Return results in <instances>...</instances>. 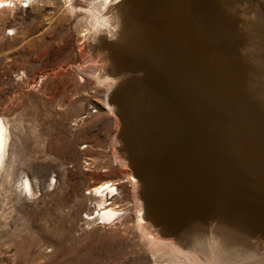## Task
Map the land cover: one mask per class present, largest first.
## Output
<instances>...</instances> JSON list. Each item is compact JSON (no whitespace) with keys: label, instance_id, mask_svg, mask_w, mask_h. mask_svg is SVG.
<instances>
[{"label":"rangeland","instance_id":"rangeland-1","mask_svg":"<svg viewBox=\"0 0 264 264\" xmlns=\"http://www.w3.org/2000/svg\"><path fill=\"white\" fill-rule=\"evenodd\" d=\"M94 1L71 0L74 11L67 0H8L0 6V117L9 129L0 171V264H190L185 257L164 255L166 248L158 250L138 219L140 203L128 176L132 167L121 147L122 119L108 107L114 82L105 78L124 71L111 67L103 50H93L86 8ZM219 1L224 10L245 20L240 41L249 47L247 56L243 49L238 53L240 60L248 57L238 99L256 115L261 132L255 150L244 142L241 151L245 160L249 156L264 164V0ZM215 79L222 82L220 73ZM237 85L228 81L224 90H215L228 98ZM253 164L245 165L250 172L241 184V176L231 184L229 166L215 171L249 204L264 190V166ZM26 177L34 195L26 191ZM106 181L117 188L107 202H113L110 206L119 215L101 223L96 217L99 198L89 192ZM202 219L181 228H202L179 243L184 253L193 248L192 264H258L255 257L263 254L258 233L215 220L210 221L216 225L206 226ZM212 227L219 241L204 236L202 231Z\"/></svg>","mask_w":264,"mask_h":264},{"label":"bare ground","instance_id":"bare-ground-1","mask_svg":"<svg viewBox=\"0 0 264 264\" xmlns=\"http://www.w3.org/2000/svg\"><path fill=\"white\" fill-rule=\"evenodd\" d=\"M7 1L0 0V6ZM95 1L86 8L91 18L93 50H103L111 67L124 71L120 77L105 78L114 82L112 86L117 85L114 90L110 85L108 107L122 119L121 147L132 167L128 176L136 186L139 221L147 227L158 250L168 249L164 255L182 256L192 264L193 248L184 253L179 243L201 233L202 228L184 232L181 228L188 221H202L211 215L204 221L206 226L215 220L258 233L263 254L258 251L262 256L255 257V262L264 264V190L257 191L249 204V199L245 201L231 192L220 173L218 177L215 174L229 166L231 184L240 176L237 182L241 184L246 171L250 172L245 165L264 166L249 156L245 160L241 151L244 142H250L255 150L261 132L256 115L243 98L238 99L243 95L240 81L246 74L243 60L248 58L240 60L238 53L243 49L247 56L249 47L247 41L244 45L240 41L244 18L224 10L219 0ZM67 2L71 10H76L71 0ZM136 71L142 74L135 76ZM219 73L222 82L216 83ZM228 81L238 84L237 91L228 92L229 97L224 98L215 88L224 90ZM182 119L186 126L178 123ZM8 141L9 129L0 117V171ZM24 184L34 195L28 177ZM245 190L250 192V188ZM89 193L99 198L96 217L101 223L119 215V210L110 206L113 202H107L108 196L117 193L113 183L102 182ZM254 202L259 205L252 207ZM216 230L212 227L202 232L211 241H219Z\"/></svg>","mask_w":264,"mask_h":264},{"label":"water","instance_id":"water-1","mask_svg":"<svg viewBox=\"0 0 264 264\" xmlns=\"http://www.w3.org/2000/svg\"><path fill=\"white\" fill-rule=\"evenodd\" d=\"M159 79V78H158ZM180 125H183V123L185 124V126H186V122L182 119V120H179V122H178ZM184 135H186V134H184ZM130 138V137H129ZM131 158H132V156H130ZM145 171H147L146 170V168H145ZM138 173H141V172H138ZM140 175V174H139ZM197 184H198V181H197ZM260 186V185H259Z\"/></svg>","mask_w":264,"mask_h":264}]
</instances>
